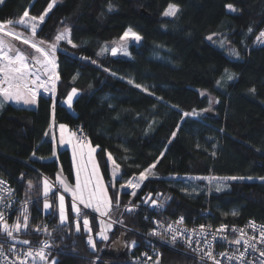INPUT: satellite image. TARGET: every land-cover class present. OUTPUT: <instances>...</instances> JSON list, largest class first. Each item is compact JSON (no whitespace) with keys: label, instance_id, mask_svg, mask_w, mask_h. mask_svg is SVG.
<instances>
[{"label":"trees","instance_id":"1","mask_svg":"<svg viewBox=\"0 0 264 264\" xmlns=\"http://www.w3.org/2000/svg\"><path fill=\"white\" fill-rule=\"evenodd\" d=\"M51 1L3 0L0 22L18 21L25 10L39 17ZM169 4L179 6L175 17L163 15ZM65 28L77 47L60 42L55 52L59 79L54 114L52 99L46 96L30 108L9 103L0 108V178L9 183L19 205L9 225L18 216L23 220L25 208L29 217L28 229L15 235L35 239L34 229L47 226L51 235L41 237L51 245L48 262L55 259L58 264H131L132 257L143 253L154 264L157 258L159 264H199L168 248L151 253L147 239L155 216L183 217L189 225L205 220L201 213L209 208L214 225L248 219L264 224V182L233 180L223 190L199 183L192 195L169 185L180 176L264 177V43L256 40L264 29V0H61L35 39L52 43ZM129 28L142 37L140 44L129 46L130 58L98 54ZM220 42L239 55L228 54ZM73 88L79 94L71 113L64 101ZM193 110L194 115L183 116ZM51 122L70 130L81 127L96 149L113 202L119 185L159 160L152 170L155 176L149 175L135 196L120 195V205L131 201L128 207L136 206L134 211L111 212L110 218L123 221L116 223L128 231L114 227L107 241L97 240L98 224L89 216L96 251L87 245V233L75 231L70 203L66 226H59L54 192L47 198L51 210L42 211L45 178L54 184L61 170L73 184L68 150H58L57 160L53 158ZM109 154L119 165L115 188L109 183ZM149 194L151 200L145 203ZM152 200L163 204L160 211ZM232 211L237 219L229 216Z\"/></svg>","mask_w":264,"mask_h":264},{"label":"snow or ice","instance_id":"2","mask_svg":"<svg viewBox=\"0 0 264 264\" xmlns=\"http://www.w3.org/2000/svg\"><path fill=\"white\" fill-rule=\"evenodd\" d=\"M0 3H3V0H0ZM55 3V0H52V3L48 4L47 9L44 11L42 15L39 17L35 16H29V12L27 10L24 11L23 16L18 20L13 22L12 20H8L6 22L7 25H16L21 26L24 29H30L32 38L36 37V32L39 24L44 23L45 17L48 15V12L51 11L53 8V5ZM231 11H236V9L231 5L226 6ZM112 10V5H109V11ZM180 11L179 6L175 4H169L167 9L164 11L163 15L166 17H175L177 13ZM27 18V19H25ZM5 22H0V32L3 33L5 36H12L15 39H22V36L20 33H17L13 31L11 28L6 27ZM253 29L250 27L248 29V32L251 33ZM70 35V29L65 28L62 32H60L55 37V43H52L48 45L47 50L44 47H41V45H44L46 42L44 40H39L38 42H33V40L30 39H23L24 44L30 45L32 49H34L35 53L38 55H25L23 52H21L18 48H15L13 45H10L7 41H5L3 38H0V108H3L6 102H14L16 104H24L27 106H34L37 105L38 100L43 97V93H51L53 98L55 97L56 92V81L59 79V76L55 72L56 63H55V52L57 48V44L60 41L66 40L73 48L77 47L76 44L72 42L71 39H69ZM131 36L134 40L139 41L142 39L141 36H139L137 33L133 32L131 28H129L127 31L124 32L123 36L120 38L121 40H125ZM208 39H211V37H208ZM256 40L258 42L264 43V31H261L259 35L256 37ZM107 49H102V51H106ZM120 50L124 52V55H128L127 51L123 48V46L120 47ZM112 54L116 55L117 48L111 49ZM233 54L239 55L238 53H235L233 51ZM81 59H88L87 57H81ZM92 63H96V61H92ZM107 71V69H105ZM43 76H47V80L42 79ZM228 79H233L232 75L228 76ZM129 83H132L131 80H129ZM136 87H141L140 85H135ZM43 90V92H41ZM143 91H147V89H142ZM250 91H255V89H251ZM151 95V93H149ZM77 95V89L73 88L71 92L68 94L66 100L64 103L67 104L68 108H72L73 104V97ZM201 95H204V93H201ZM52 106H53V114L55 109V100H52ZM195 110H193V113H183V116H189L194 115ZM54 123V121H53ZM60 129V138L59 143L61 145L67 143L71 144L73 148V159L76 160L77 157L78 163H77V174H76V184L75 187L70 186L60 175H57V181L63 186V189L65 192H69L72 196V203H71V211L75 213V216L73 218V223L75 226V231L79 233L81 231V220L83 221V229L84 232L87 233L86 236V243L87 245L93 250L96 251V241L93 238L92 234V227H90V221H89V215L90 212L84 211V210H91L93 213H97L99 217H108L111 212H113L114 209L120 208V199H119V190L115 193V202H113V198L109 195L108 189L105 186L103 182V178L100 175L99 167L95 161V158L93 156V153L95 152V148H91L88 145H86L82 140L76 139V133H71L69 135H65L67 133V127L64 124L59 125ZM177 129H179V125L177 126ZM45 136H48V132H45ZM172 136H176V132L172 133ZM53 140H55V137L53 136ZM85 148H87V152H85ZM53 155H55V152H53ZM214 155V154H213ZM33 156H35V152H33ZM161 156H163V153H161ZM108 159L112 160L111 154L108 155ZM115 169L119 168V165L115 163V161H112ZM159 160H157L155 163L151 164L148 168L144 169V171L140 172L139 177H134L133 179H129L126 182V185H121V188L131 187L133 189H138L140 187V184L142 181L148 179L149 175L155 176V173L152 171L156 167V163H158ZM113 170L112 177H113V183H111V187L115 188V177L117 175L116 170ZM195 179H206L205 177H196ZM210 179H224V180H237V179H245L244 177H223V178H217V177H211ZM247 179H252V177H248ZM261 181H264V177L259 178ZM6 182L3 180H0V185H4ZM29 189L32 187V182H28ZM43 191L45 196V203L44 208L47 210L50 207V204L48 203V196L49 192L51 190L52 185L48 181L47 178L43 181ZM9 192L11 190L9 189ZM132 196L136 195L135 191H132L130 193ZM148 200H151V194L144 200L145 203L148 202ZM153 206L157 205V201L152 200L151 201ZM129 204H131V201H129ZM78 205H82L83 209L78 207ZM125 211L132 212L134 211V208L136 206L128 207L127 205L124 206ZM159 207H163V204H160ZM59 226H66L68 224V216L66 213L65 208V198L63 195L59 196ZM27 208L24 209L23 220L21 221L20 217L18 216L16 221L9 225L4 214L0 213V234L6 235L8 238H11L15 240L14 232L18 233L22 229L27 230L28 224H29V217L26 215ZM233 216L237 215L236 212L232 213ZM93 220L96 219L95 216L92 217ZM119 222L123 223V221H114L111 223H105L103 219H100L99 224L100 228L99 231L96 233V236L100 240L107 241L108 235L106 234L108 230L112 228V223ZM178 224L183 223V217H181L178 221H176ZM250 226L255 229V224L250 222ZM227 228V225H221L219 229H217L218 232H223ZM35 231L40 232L43 231L47 233L48 235H51L50 232H48L47 226H45L43 229H41L39 226H37ZM167 231L173 232L172 236L170 237V242L174 245L177 242V235L175 234V231L169 226ZM195 231V230H193ZM232 231H238L237 229L233 228ZM243 232V230H239ZM150 235L156 236L160 235V239L164 240V236L157 233L155 230L151 231L149 233ZM200 234L203 236L205 234V226H200ZM217 237L213 235V240H216ZM225 241H228L227 237H223ZM243 239V235L240 238H235L231 241H228L229 243H234L236 245L241 244V240ZM251 239H255V237H250ZM17 243L21 244H29L30 241L28 240H20L17 241ZM184 243H186L189 247L192 246V240L191 238H186L184 240ZM257 243H264V227L260 229V240L257 241ZM132 246H135V241L132 242ZM3 244H0V257H4L5 260H7V257L4 255L3 252ZM51 245L47 243V241L44 242V246L38 250H27L23 256H19V253L15 249L14 244L9 245V251L15 253L18 257V264H28V259H32V264H35L36 257H39L40 261L45 262V264H48L47 257L48 255H51V253H45L46 248H50ZM205 247L208 248L207 252H204V249L199 248V245H197V250L199 252H204V255L201 256V260L203 261L205 257L207 259L212 261V264H221V262L216 258L212 251V244L211 242L205 243ZM251 249L252 252L259 251L260 257H264V249H257L256 243H250L249 240H244V250L239 251L237 249L236 251L239 252V255H229L228 253H221V256H225L228 261H237V264H244V261L246 259V254L248 253V249ZM144 255L147 256V253ZM148 259H152L151 256H148ZM51 264H58V262L53 259L51 261ZM156 264H159V259L157 258ZM247 264H253L252 260H248ZM259 264H264V259L259 260Z\"/></svg>","mask_w":264,"mask_h":264},{"label":"built area","instance_id":"3","mask_svg":"<svg viewBox=\"0 0 264 264\" xmlns=\"http://www.w3.org/2000/svg\"><path fill=\"white\" fill-rule=\"evenodd\" d=\"M31 17V16H30ZM27 19V18H25ZM38 31V30H37ZM261 31H264V29H261ZM259 32V33H260ZM52 124V122H51ZM71 132L76 133V139L85 140V135L83 133V130L79 126H75L71 129ZM134 177H139V175H133L129 179H133ZM128 179V180H129ZM0 180L5 181L4 179L0 178ZM127 180V181H128ZM126 181V182H127ZM6 183L4 185H0V213H3L8 224L9 219L11 216H13L16 211L19 208L18 205V199L14 195L12 188L10 187L9 183L5 181ZM126 182L121 185H126ZM142 184V182H141ZM140 184V186H141ZM119 185L117 187V190H119V197L122 194H129L133 191V188L131 187H125L121 188ZM9 189L11 192H9ZM137 190V189H135ZM162 203H157L156 212L160 211L162 207H159V205ZM236 211L230 212L229 216L232 219H237L238 215L233 216L232 213ZM95 214V213H93ZM201 216L203 217L202 222H193L191 224H186L183 220L182 224L176 223L181 217L178 218H163L161 216H155L153 218V224L151 231L155 230L157 233L164 236V240L160 239V235H150L148 236V244L151 247V253L155 254L158 253L159 249L162 248H168L170 250L183 253L191 258H193L196 262L199 264H212V261L205 259L202 261L201 256L204 255V252L208 251V248L205 247V243L211 242L212 244V251L216 258L221 262V264H237V261H228L225 256H221V253H228L229 255H239V252L236 251L239 249V251L244 250V240H249L250 243H256L257 249H264V243H257V241L260 240V229L264 227V224L258 223L253 219H248L243 221L242 223H233V222H221L216 225L212 224L209 218L213 217L212 212L209 210V208H206L202 213ZM227 215H222L221 219L225 220ZM250 222L255 224V229H253L250 226ZM205 226V234L202 236L200 234V226ZM221 225H227V228L223 232H218L217 229L221 227ZM171 226V228L175 231V234L177 235V242L173 245L170 242V237L172 236L173 232L167 231V229ZM45 226H42L41 229H43ZM235 228L238 231H232V229ZM195 230V231H193ZM243 230V232L239 231ZM150 231V232H151ZM45 232H35V239H29L25 237H21L18 235H14L15 240L8 238L4 234H0V244H3V252L4 255L7 257V260L4 259V257H0V264H18V257L15 253L9 251V245L15 246V249L19 253V256H23L24 253L31 249L33 251L38 250L44 246V242L47 241V239L42 238V234ZM213 235L217 237L216 240H213ZM243 235V239L241 240L240 245H236L234 243H229L228 241H231L235 238H240ZM191 238L192 240V246L189 247L186 243H184V240L186 238ZM223 237H227L228 241H225ZM250 237H255V239H251ZM20 240H28L30 241L29 244H21L17 243V241ZM49 244V242L47 241ZM197 245H199V248L204 249V252H199L197 250ZM45 253H50V248L45 249ZM148 256H150L147 253V256L143 254L136 255L131 258L130 263L131 264H152L153 262H150L148 259ZM49 257V255H48ZM264 259V257H260L259 251L252 252V250L249 248L248 253L246 254V259L244 261V264H247L248 260H252L253 264H259V260ZM44 262L40 261L39 257H36L35 264H42ZM28 264H32V259H28Z\"/></svg>","mask_w":264,"mask_h":264},{"label":"rangeland","instance_id":"4","mask_svg":"<svg viewBox=\"0 0 264 264\" xmlns=\"http://www.w3.org/2000/svg\"><path fill=\"white\" fill-rule=\"evenodd\" d=\"M60 1L61 0H55V3H54V5H53V7L55 6V5H57L58 3H60ZM50 3H52V1L50 2ZM166 17V16H165ZM6 24V23H5ZM42 25V24H41ZM6 27L7 28H11L13 31H15V32H17V33H20L21 34V36L23 37V38H25V39H30V40H33V42H36V41H38V40H36L35 38H32V36H31V32H30V29H24V28H22L21 26H19V25H16L15 23H14V25H7L6 24ZM15 27H18V28H20L21 30H18V29H16ZM41 27V26H40ZM128 30V29H127ZM126 30V31H127ZM63 31V29L60 31V32H62ZM38 32V31H37ZM37 32H36V34H37ZM59 32V33H60ZM58 33V34H59ZM23 34H24V36H23ZM124 34V33H123ZM123 36V35H122ZM121 36V37H122ZM120 37V38H121ZM0 38H3L5 41H7L10 45H13L15 48H18L21 52H23L25 55H38V54H36L35 53V51H34V49H32L31 47H30V45H28V44H24L22 41H20V40H18V39H15V38H13L12 36H10V35H8V36H5V35H3V33L2 32H0ZM115 39V40H112V41H110V42H107V43H105L102 47H101V49L99 50V52H98V54L99 55H109V56H112V57H121V58H130V53H129V46L130 45H138V44H140V42H141V39L139 40V41H136V40H134L131 36H129L128 38H126L125 40H121V39ZM36 40V41H35ZM60 42H67L66 40H64V41H60ZM59 42V43H60ZM52 43H55V40L52 42ZM52 43H45L44 45H41V47H44L46 50H47V48H48V45H50V44H52ZM58 43V44H59ZM58 44H57V48H58ZM121 46H123V48L127 51V53H128V55H124V52L123 51H121L120 50V47ZM117 48V53H116V55H113L112 54V51H111V49L112 48ZM220 47H225L226 48V50H227V52H228V54L230 53V55L231 54H233V51L228 47V45L226 44V43H222V42H220ZM57 48H56V50H57ZM102 49H107L106 51H102ZM234 57H235V54L233 55ZM56 69V68H55ZM57 72V71H56ZM57 74V73H56ZM43 79H45V80H47V76H43L42 77ZM57 83V82H56ZM78 94H79V92L77 91V95L76 96H74L73 97V100L78 96ZM44 96V95H43ZM7 103H9V104H12V105H14V106H17V107H24V108H30V107H32V106H27V105H24V104H16V103H14V102H6L5 104H7ZM64 106L71 112V113H73V108H71V109H69L68 108V106H67V104L66 103H64ZM207 111H210V110H207ZM51 125V124H50ZM49 131L50 132H52V129H53V125H51V126H49ZM71 131V130H70ZM49 132V133H50ZM72 133V132H71ZM82 141H85V140H83L82 139ZM107 161H108V165H109V171H110V174H111V177H112V172H113V170L115 169V166H114V164H113V160H109L108 159V157H107ZM116 170V169H115ZM73 173H74V176H75V180H76V174H77V169H73ZM110 177V184L111 183H113V177L111 178ZM117 178H118V173H117V175H116V177H115V181L117 180ZM206 179H195V177H189V176H185V177H182V176H180V177H173L172 178V180H174V182H169V185L172 187V188H174V189H177L178 191H180L181 193H183V194H185V195H192V194H194V193H197L198 192V188H197V185L199 184V183H204V184H206L207 186H210L211 188H214L215 190H223V189H225L226 188V184H227V182L228 181H233V180H224V179H210V177H205ZM147 180V179H146ZM146 180H144V181H146ZM234 181H247V182H253V181H256V182H264V181H261L260 179H243V180H241V179H237V180H234ZM142 183H143V181H142ZM51 184V183H50ZM105 184H106V182H105ZM142 185V184H141ZM43 187H44V185L42 184V191H43ZM141 187V186H140ZM139 187V188H140ZM138 188V189H139ZM137 189V190H138ZM137 190H135V189H133V191H137ZM55 193V201H56V212H57V214H58V221H59V210H58V205H59V196L60 195H63L64 196V198H65V208H66V213H67V202L68 203H70V206H71V203H72V198L71 197H69V195L67 194V193H65L63 190H61L60 189V187H58V189L56 188V186H55V184H52V187H51V190H50V192H49V195L51 194V193ZM116 192H117V188H116ZM131 193V192H130ZM129 193V194H130ZM131 195V194H130ZM43 198H45V196H44V191H43ZM120 198V197H119ZM44 203H45V199H44V201H43V203H42V211L44 212V213H47V212H49L50 210H51V200H49L48 199V203L50 204V207L47 209V210H45V208H44ZM127 206H130L129 204H126ZM125 206V205H124ZM124 206H121L120 205V208H125ZM79 207V206H78ZM132 207V206H131ZM81 209H83V206L82 207H80ZM114 210H116V209H114ZM113 210V211H114ZM84 211H87V212H90L91 214L90 215H92V216H95L96 217V222H98V231H99V228H100V224H99V221H100V219H103L104 221H105V223H111V222H114L110 217H111V213H110V215L108 216V217H99V215L98 214H93V212H91V210H84ZM72 212V211H71ZM72 214H73V216H75V213H73L72 212ZM89 215V216H90ZM67 216H68V213H67ZM89 218V217H88ZM82 221V220H81ZM115 225H118L119 226V228L120 229H122V230H125V231H128L129 229H127V228H125L124 226H122V225H120V224H117L116 222L115 223H112V228L110 229V230H108L107 231V235L110 233V231H112V229L115 227ZM74 228H75V226H74ZM95 239H97V240H100L99 238H98V236H96L95 237ZM124 241V245H126L125 243H127V239H124L123 240ZM114 245V244H113ZM112 245V246H113ZM113 252H117V249H115V248H113ZM50 253H51V251H50ZM50 256L51 255H49V257H47V261H48V259L50 258ZM43 264H45V262L43 263ZM48 264H51V261L50 262H48ZM152 264H154V263H152Z\"/></svg>","mask_w":264,"mask_h":264},{"label":"crops","instance_id":"5","mask_svg":"<svg viewBox=\"0 0 264 264\" xmlns=\"http://www.w3.org/2000/svg\"><path fill=\"white\" fill-rule=\"evenodd\" d=\"M33 107V106H32ZM51 125H53V123L51 124ZM50 125V126H51ZM59 125L60 124H56L55 126H53V129H52V132H50L49 131V129L50 128H48V131L50 132V135H51V137H52V141H53V152H55V155L53 156V158L55 159V160H57V151L58 150H61V149H66V150H68V152H69V154H70V157H71V163H72V168L73 169H77V163H78V157H77V159L76 160H74L73 159V148H72V145L71 144H67V143H65V144H63V145H61L60 143H59V138H60V129H59ZM66 126V125H65ZM67 127V126H66ZM67 133H65V135L67 136V135H69V134H71V131H70V128L69 127H67ZM53 136L55 137V140H53ZM86 145H88L89 147H91V148H94V147H92L90 144H89V142L87 141V140H85V141H83ZM85 152H87V148H85ZM93 156H94V158H95V152L93 153ZM95 161H96V159H95ZM97 163V162H96ZM98 165V164H97ZM99 167V166H98ZM99 171H100V168H99ZM74 172V171H73ZM116 172H117V170H116ZM109 174H110V171H109ZM57 175H60L70 186H72V187H75V184H76V180H75V176H74V173H73V184H70L67 180H66V178L63 176V174H62V172H61V170H59L58 172H57V174H56V177H55V186H56V188L58 189V187H60V189L61 190H63L64 191V189H63V186L57 181ZM100 175L102 176V174H101V171H100ZM110 177H111V174H110ZM103 178V177H102ZM112 178V177H111ZM103 182H104V184H105V180L103 179ZM51 183V182H50ZM51 185H52V183H51ZM105 186H106V184H105ZM107 187V186H106ZM65 192V191H64ZM65 193H67L68 195H69V197H71L72 198V196H71V194L69 193V192H65ZM108 193H109V191H108ZM110 195V194H109ZM79 207H82V205H78ZM97 214V213H96ZM80 224H81V229H82V231H84V229H83V221H81L80 222ZM97 224H98V222H97Z\"/></svg>","mask_w":264,"mask_h":264},{"label":"bare ground","instance_id":"6","mask_svg":"<svg viewBox=\"0 0 264 264\" xmlns=\"http://www.w3.org/2000/svg\"><path fill=\"white\" fill-rule=\"evenodd\" d=\"M39 27H40V24H39L37 30L39 29ZM23 39H25V38L22 37V39H18V40L23 41ZM55 72H56V70H55ZM42 79H43V78H42ZM56 82H57V81H56ZM41 92H43V90H41ZM43 95L46 96V97H48V98H52V97H53L51 93H43ZM115 227L119 228L118 225H115Z\"/></svg>","mask_w":264,"mask_h":264},{"label":"water","instance_id":"7","mask_svg":"<svg viewBox=\"0 0 264 264\" xmlns=\"http://www.w3.org/2000/svg\"><path fill=\"white\" fill-rule=\"evenodd\" d=\"M40 26H41V24H40ZM40 28H41V27H39L38 31L40 30ZM55 70H56V69H55ZM56 73H57V72H56ZM51 99H52V100H53V99L55 100V97H54V98L52 97ZM52 111H53V106H52Z\"/></svg>","mask_w":264,"mask_h":264}]
</instances>
